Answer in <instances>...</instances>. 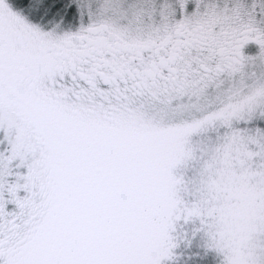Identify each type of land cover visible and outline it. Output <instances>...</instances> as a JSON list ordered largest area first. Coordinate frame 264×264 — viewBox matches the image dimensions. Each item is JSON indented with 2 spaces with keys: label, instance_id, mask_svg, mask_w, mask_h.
<instances>
[{
  "label": "snow or ice",
  "instance_id": "6c2138e0",
  "mask_svg": "<svg viewBox=\"0 0 264 264\" xmlns=\"http://www.w3.org/2000/svg\"><path fill=\"white\" fill-rule=\"evenodd\" d=\"M0 264H264V0H0Z\"/></svg>",
  "mask_w": 264,
  "mask_h": 264
}]
</instances>
